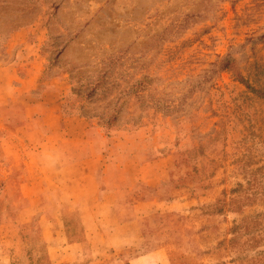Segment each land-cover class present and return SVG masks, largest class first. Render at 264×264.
<instances>
[{
	"label": "rangeland",
	"instance_id": "374dc122",
	"mask_svg": "<svg viewBox=\"0 0 264 264\" xmlns=\"http://www.w3.org/2000/svg\"><path fill=\"white\" fill-rule=\"evenodd\" d=\"M3 110L0 264H264V0H0Z\"/></svg>",
	"mask_w": 264,
	"mask_h": 264
},
{
	"label": "crops",
	"instance_id": "0c3cea01",
	"mask_svg": "<svg viewBox=\"0 0 264 264\" xmlns=\"http://www.w3.org/2000/svg\"><path fill=\"white\" fill-rule=\"evenodd\" d=\"M33 39H36V37L32 35L30 31L25 32V30H16L10 35L6 45L8 47H14L17 49L21 48L19 54L16 55V59H14V61L10 63L11 65L16 64L17 58H20V55L22 53H25L23 52L22 48L23 46L27 47V45H23V44L29 42V44H33V45L28 44V46L32 48L35 45H37V43ZM36 55L37 54H35L34 57L29 61L28 71L24 75L22 79V83L20 85L23 88L24 87L28 88L27 90H32L36 86V77L38 76V72L42 61L41 58L37 57ZM12 101L13 100L10 99L7 100L6 102L10 103ZM59 115L60 114H55L54 112H48V111L45 112L44 110L40 112H34V114L30 115L31 119L38 120L36 122L42 123V126H40L38 130L42 131L43 139L42 142L39 144V146L36 147L37 150V152H35L36 154L38 153L46 154V156L50 158L49 153L53 151V149H55V146H58L59 149L61 147L63 148L65 147L66 149H68L67 146L69 145L66 143L64 144V142L57 143L58 141H56L55 143H50V140L54 142V139L59 138V132L62 131V133H65L66 135L70 133L68 129L70 126L67 125L66 127H64V125L61 122L57 123L56 120L57 118L59 119V121H61ZM14 117L15 115L13 114V112L8 113L3 110L0 113V119H13ZM75 119L79 124L81 123L80 121H82L83 118L77 116L74 118H68L69 122ZM15 145L16 144H14L11 138H9L8 140L4 139L3 141L0 140V178L1 179L6 177V176L4 177L3 173L7 172L8 168L12 167L15 164L38 165L37 162H34L32 161V159H30V156H25L24 153L20 151L21 148H17V150H15L14 147ZM80 158L83 159L85 157L84 155H82ZM40 160H41L40 165L48 166L49 164L52 163L51 161L49 162V159L40 158ZM58 160L61 161L59 157ZM26 209L27 208L22 210V212H24Z\"/></svg>",
	"mask_w": 264,
	"mask_h": 264
}]
</instances>
